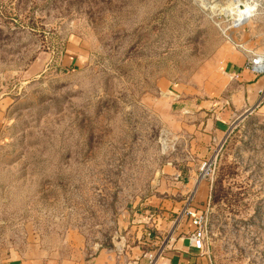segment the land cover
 <instances>
[{"label":"rangeland","instance_id":"1","mask_svg":"<svg viewBox=\"0 0 264 264\" xmlns=\"http://www.w3.org/2000/svg\"><path fill=\"white\" fill-rule=\"evenodd\" d=\"M201 1L0 0V264L112 249L203 183L212 264H264V116L194 154L161 92H199L264 0Z\"/></svg>","mask_w":264,"mask_h":264},{"label":"crops","instance_id":"2","mask_svg":"<svg viewBox=\"0 0 264 264\" xmlns=\"http://www.w3.org/2000/svg\"><path fill=\"white\" fill-rule=\"evenodd\" d=\"M260 8L261 11L257 10L236 29V41L242 49L229 50L220 69L206 76L199 92L162 84L165 100L175 109L170 126L174 132L179 129L189 137L194 154L202 150L206 154L214 142L223 140L233 120H244L254 113L264 116V104H259L264 92V75L255 76L245 69L249 51L264 54V8ZM188 186L177 180L182 194ZM207 199V185L199 184L191 200L181 196L173 204L164 201L161 210L153 213L137 210L130 223H126L129 228L126 242L112 249L93 255L76 250L59 259L26 264H148L149 254L157 255L156 264H212L207 253L191 245L189 237L194 229L187 219L172 215L176 211L173 205L184 208L188 203Z\"/></svg>","mask_w":264,"mask_h":264},{"label":"built area","instance_id":"3","mask_svg":"<svg viewBox=\"0 0 264 264\" xmlns=\"http://www.w3.org/2000/svg\"><path fill=\"white\" fill-rule=\"evenodd\" d=\"M258 6L259 5L257 4H253V6L250 7L251 16L248 19L254 16V14L258 10L257 8L261 7V6L259 7ZM241 8L244 9V5H242ZM245 22L246 20L243 21V23ZM245 69L255 76L264 75V55L254 54V53L249 52L248 59L245 63ZM259 104H264V92L261 93ZM190 206H191L190 203H188L184 207L185 209H183L180 218H186L188 223L194 229L193 233L189 237V241L191 245L197 251L201 253H206L205 252V243H206V237H207L206 219L201 214L192 212L190 210ZM147 259H148V264H156L157 255L149 254L147 255Z\"/></svg>","mask_w":264,"mask_h":264},{"label":"bare ground","instance_id":"4","mask_svg":"<svg viewBox=\"0 0 264 264\" xmlns=\"http://www.w3.org/2000/svg\"><path fill=\"white\" fill-rule=\"evenodd\" d=\"M202 2V4L204 5V4H206V3H209L210 4V9H221V6H220V4L219 3H217L216 5H213L212 3H213V1H212V3L209 1V0H202L201 1ZM238 4V3H237ZM240 4V3H239ZM224 9H221V11H223ZM235 10V11H234ZM226 11V10H225ZM246 11V10H245ZM234 12V13H233ZM242 12V10H240L239 8H238V6L236 5V7L234 6V8L232 9V10H229L228 11V13L230 14L231 13V15L232 14H240ZM246 14H248L249 16H251V13H250V10H247L246 11Z\"/></svg>","mask_w":264,"mask_h":264}]
</instances>
